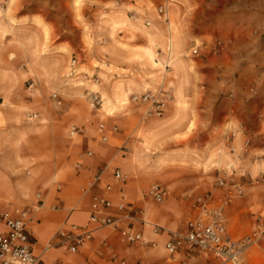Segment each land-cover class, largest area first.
<instances>
[{
	"label": "crops",
	"instance_id": "1",
	"mask_svg": "<svg viewBox=\"0 0 264 264\" xmlns=\"http://www.w3.org/2000/svg\"><path fill=\"white\" fill-rule=\"evenodd\" d=\"M126 6L124 0L82 1L80 12L91 14L78 21L74 0H65L64 16L50 12L49 53L41 55V36L20 33L15 71L24 77L9 81V65H0V213L28 211L32 252L40 264H202L205 255L187 248L171 255L164 245L186 231L196 198L212 192L218 200L235 184L242 196L225 211L230 236L249 237L264 227V49L242 48L239 58L229 50L218 55L204 50L192 58L182 49L176 57L166 17L167 48L157 52L161 58L154 65L113 59L117 51L127 53L118 49L121 40L144 42L139 34L151 25L129 17ZM83 24L90 25L89 32ZM133 26L143 27L142 33L127 30ZM89 39L96 40L92 49ZM6 51L5 43L2 59ZM217 72L224 78L217 79ZM234 72L239 76L232 79ZM217 86L224 97L214 96ZM251 87L257 95L249 94ZM158 91H170L172 99L161 118H146L147 107L131 98ZM91 93L101 100L96 109L89 105ZM73 127L79 132L70 136ZM229 132L235 136L227 144ZM116 170L126 178L123 185L113 177ZM217 180L226 187L217 188ZM106 185L113 204L106 214L118 220L116 229L88 224L92 200L105 196ZM153 186L166 192L162 204L147 196ZM121 202L142 216L122 219L116 209ZM72 225L92 232L76 253L57 237ZM154 226L162 231L153 233ZM123 229L140 233L143 242L126 243ZM5 231L0 224V233ZM250 250L257 253L253 260ZM243 264H264V239L248 247Z\"/></svg>",
	"mask_w": 264,
	"mask_h": 264
},
{
	"label": "rangeland",
	"instance_id": "2",
	"mask_svg": "<svg viewBox=\"0 0 264 264\" xmlns=\"http://www.w3.org/2000/svg\"><path fill=\"white\" fill-rule=\"evenodd\" d=\"M64 1L0 0V35H7L9 38L6 42L0 40V47L7 44L5 57L7 60L0 57V65L4 62L5 65H9V81L17 82L24 77L21 72L15 71L17 62L18 65L21 63L15 55L16 48L20 47V42L16 37L20 36V33L31 34L36 38L41 36V55L48 54L50 51L49 37L53 30L49 24L50 12L54 14L57 11L58 17L59 15L64 16ZM82 1L86 0H74L78 21H82V17L91 14L88 9L85 10L86 13L80 12ZM124 2L127 3L124 10L129 17L138 15L143 20H149L151 25L147 33L139 34L144 36V42L136 45H142V47H136L137 41H134L132 36L121 40L117 44L118 49L127 53L124 56L117 51L116 55L111 54L113 59L124 58L128 63L151 62L154 65L156 59L161 58L157 52L160 53L167 48V41L164 38L166 37L164 29L166 25L163 23L166 17L169 19L172 34H174L173 47L176 57L181 54L182 49H186V52H189L188 57L192 58H197L204 50H210L217 55L229 50L236 55L235 58H239L242 48L247 47L250 53L264 49V0H124ZM62 20L64 22V18ZM83 28L86 32L90 31L88 24H83ZM142 29L143 27H127V30L134 33H142ZM37 42L39 41L36 40L35 43ZM87 44L88 48L92 49L96 40L89 39ZM194 50L197 51L196 54H193ZM16 67L18 71H21L20 66ZM218 70H220L219 67ZM218 72L216 78H224L220 76L223 72ZM237 76L239 72H234L231 78L234 79ZM24 84L26 89L29 88L27 81ZM214 90V96L224 97L225 93L219 86ZM236 94L240 95L239 87ZM249 94L257 95L255 87L249 88ZM253 182L257 184L259 178H255ZM253 251L250 250L248 254L251 260L257 256V253Z\"/></svg>",
	"mask_w": 264,
	"mask_h": 264
},
{
	"label": "built area",
	"instance_id": "3",
	"mask_svg": "<svg viewBox=\"0 0 264 264\" xmlns=\"http://www.w3.org/2000/svg\"><path fill=\"white\" fill-rule=\"evenodd\" d=\"M196 50L193 54H196ZM75 60H72L71 67L74 68ZM52 99L57 100V95H51ZM89 105L96 109L101 100L96 94L88 95ZM170 91H158L150 95L133 96L131 102L138 105L146 106V118H161L164 111L171 101ZM98 131L103 132L104 126L98 125ZM78 129L71 128L70 136L78 134ZM234 132H229L225 137V142L230 144L234 138ZM106 141V137H102ZM250 146L249 140H245L242 145L244 150ZM87 155H91L88 153ZM113 177L120 184L126 182V178L118 171H114ZM96 177L93 184L98 181ZM217 188L226 187L224 180L215 182ZM233 192L216 200L212 192H207L196 198L192 205V216L186 225V231L183 234L175 233L172 238L165 243L164 249L167 253L174 255L181 249L197 251L206 256V261L202 264H243L246 250L248 247L264 239V227L249 237L233 239L227 230V221L225 211L233 203L235 197L242 196V189L239 184L233 185ZM112 187H104L105 196H95L91 203L90 215L88 218L89 225H95L101 228L116 229L118 220L106 214L113 204L107 195L111 192ZM148 197L154 202L162 204L166 199V192L159 186H153L148 192ZM39 199V195H37ZM39 206L36 208V210ZM118 212L122 214V219L134 220L142 216V211L132 212L123 202L116 206ZM29 213L25 209H17L12 213H0V224L4 226L5 233H0V264H40L39 259L32 252L31 232L28 228ZM153 233L162 231L160 227L154 226ZM121 238L128 244H137L143 242L140 233H134L131 229L120 230ZM57 237L60 244L64 245L68 252L76 253L80 247L92 239V232L88 226L81 228L72 225L69 231H58ZM112 255V259H115ZM123 264V263H121ZM181 264H187L182 262Z\"/></svg>",
	"mask_w": 264,
	"mask_h": 264
}]
</instances>
